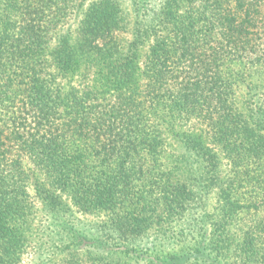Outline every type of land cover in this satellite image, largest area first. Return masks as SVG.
<instances>
[{"label": "trees", "instance_id": "16d2710c", "mask_svg": "<svg viewBox=\"0 0 264 264\" xmlns=\"http://www.w3.org/2000/svg\"><path fill=\"white\" fill-rule=\"evenodd\" d=\"M0 264H264V0H0Z\"/></svg>", "mask_w": 264, "mask_h": 264}]
</instances>
